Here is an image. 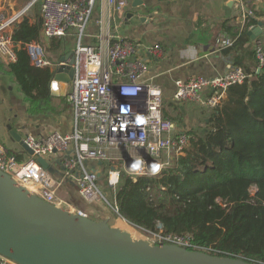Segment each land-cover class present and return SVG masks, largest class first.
<instances>
[{"label":"built area","instance_id":"1","mask_svg":"<svg viewBox=\"0 0 264 264\" xmlns=\"http://www.w3.org/2000/svg\"><path fill=\"white\" fill-rule=\"evenodd\" d=\"M108 1L123 17L129 1ZM95 3L96 0H40L43 36L62 37L69 29L77 32V43L70 55L73 78L66 95L73 108L74 129L69 134L52 131L45 137L25 135L23 141L33 151L28 159L17 160L0 142V169L21 185H32L29 190L43 200L61 206L58 190L65 180L70 179L85 202L110 205L117 213L102 190L101 176H105L106 185L113 194L123 173L133 179L141 175H158L184 154L190 135L180 132L172 121L163 117L161 88L151 80H143L148 68L143 56L162 58L164 51L159 44L145 45L111 34L100 45L81 41ZM27 8L10 16L0 12V58L5 63L13 62L16 48L22 47L27 50L34 66L47 67L49 62L42 45H21L12 38L11 28L24 16ZM249 17V12L242 13V27L251 31L256 24L248 23ZM97 23L101 24L102 19ZM261 29L264 30V24ZM233 41L226 37L219 41L218 47H229ZM254 52L255 71L258 72L264 66V39L256 40ZM251 77L252 73L243 67L231 66L221 75L176 79L173 99L195 101L212 108L224 98L227 86ZM205 91L206 95L202 97ZM54 150L61 155L58 160L62 171L58 177L37 162L38 157H43L49 163L47 158ZM136 159L142 164L133 170L131 165ZM153 165H159L156 171H153ZM76 212L87 216L83 211ZM130 226L150 237L152 244H176L203 250L192 244L188 234H164ZM0 264L17 263L0 255Z\"/></svg>","mask_w":264,"mask_h":264},{"label":"trees","instance_id":"2","mask_svg":"<svg viewBox=\"0 0 264 264\" xmlns=\"http://www.w3.org/2000/svg\"><path fill=\"white\" fill-rule=\"evenodd\" d=\"M41 27V18L30 23L23 17L14 24L12 38L21 45L38 43ZM246 41L245 30L235 45ZM244 53L248 66L239 60L234 66L252 77L226 87L221 102L208 108L204 127L188 132L184 154L175 164L153 176L133 179L123 173L109 201L134 227L188 234L206 252L258 264L264 262V66L255 71L254 47ZM0 70L14 79L28 114L49 110L53 74L34 66L26 49L17 47L16 60L0 63ZM162 115L168 119L164 107Z\"/></svg>","mask_w":264,"mask_h":264},{"label":"crops","instance_id":"3","mask_svg":"<svg viewBox=\"0 0 264 264\" xmlns=\"http://www.w3.org/2000/svg\"><path fill=\"white\" fill-rule=\"evenodd\" d=\"M128 1L129 5L122 17L116 13L114 6L108 0H96L81 41L85 44L100 45L105 42L107 35L111 34L136 40L145 45L159 44L164 51L162 58L143 56L148 65L143 80H151L161 88L162 108L164 107L168 119L176 124L180 132L188 133L202 128H197L196 122L198 118H202L205 125L208 120V108L195 101H175L174 81L186 80L196 75H221L234 66L237 60L243 61V64L248 66L249 62L242 56L243 54L245 56L244 52L248 48L254 47L257 39H264V30L254 33V37L248 34L250 30L245 26L242 27V13L249 12L248 21L253 20L256 26L261 23L262 27L264 0H143L142 4L136 7L131 5L133 0ZM26 7L28 8L23 17H27L30 23L41 18L40 0H0V12L6 16ZM98 19H102L101 24L97 23ZM245 30L250 41L235 45L241 32ZM226 37L234 39L233 44L219 48V41ZM38 43L42 45L45 58L49 62L47 67L54 74L57 68L67 65L63 63V59L67 54L71 55L77 43V32L69 29L62 37H45L41 33ZM231 47H234L232 51L225 52ZM0 63L5 64L1 58ZM60 75L68 78V74L63 71ZM70 83L71 81L68 83L66 95ZM66 95L64 97L52 95L49 110L30 115L27 113V100L14 79L7 72L0 70V125L7 132L5 137L7 140L0 138V142L5 149L13 151L21 159L30 157L11 131L21 139L27 134L45 137L52 131L61 134L71 133L74 129L73 108L67 102ZM205 95L206 91L203 92L202 97ZM190 103L199 104L203 108L200 115L195 116L190 109ZM47 159L50 166L48 172L58 177L62 171L58 160L61 159V155L53 153ZM104 177L101 176L100 183L105 181ZM113 194L111 193V198ZM58 196L63 206L72 211H83L88 217L96 220L108 218L109 223H120L124 220L129 224L118 214H114L113 217L112 213L116 212L112 207L101 202H85L70 179L62 183Z\"/></svg>","mask_w":264,"mask_h":264},{"label":"water","instance_id":"4","mask_svg":"<svg viewBox=\"0 0 264 264\" xmlns=\"http://www.w3.org/2000/svg\"><path fill=\"white\" fill-rule=\"evenodd\" d=\"M142 2L133 0L131 5L136 7ZM261 30L259 23L248 34L254 37ZM71 62L67 54L63 59L67 65L54 72L51 95H66L73 78ZM62 71L68 78L61 77ZM11 133L32 155L23 139ZM37 162L50 169L43 157ZM0 255L17 264H254L229 255L133 238L129 231L110 225L108 218L96 220L43 200L1 169Z\"/></svg>","mask_w":264,"mask_h":264},{"label":"rangeland","instance_id":"5","mask_svg":"<svg viewBox=\"0 0 264 264\" xmlns=\"http://www.w3.org/2000/svg\"><path fill=\"white\" fill-rule=\"evenodd\" d=\"M193 104H195V103H190V109H191V111L195 114V116H197V115H200V111L203 109V108H201L200 106H199V104H195V106H193ZM175 117V119H176V116H174ZM174 123V122H173ZM175 124V123H174ZM176 125V124H175ZM196 127L197 128H199V127H204V121L202 120V118H198V120H197V122H196ZM6 135H7V132H6V130H5V128L4 127H2V125H0V138L2 139V140H7V139H5V137H6ZM101 184H102V190L104 191V192H106L107 193V197H108V199L111 201V190H110V187H108L107 185H106V183H105V181L103 180V182H101ZM27 186H28V188L29 189H31L32 188V185H30L29 186V184H27ZM31 187V188H30ZM109 201V202H110ZM111 203V202H110ZM114 214H116L117 215V213H112V216L113 217H115V215ZM120 219V218H119ZM121 221V220H120ZM110 225H112V226H115V227H119V228H121V229H123V230H127V231H129L130 233H131V235H132V237L133 238H136V239H139V238H142V239H145V240H147L148 242H152V240H151V238L150 237H147L146 235H143L141 232H139V231H136L133 227H131L129 224H127L124 220H122V222H110ZM156 228H158L159 229V226L157 225L156 226Z\"/></svg>","mask_w":264,"mask_h":264},{"label":"clouds","instance_id":"6","mask_svg":"<svg viewBox=\"0 0 264 264\" xmlns=\"http://www.w3.org/2000/svg\"><path fill=\"white\" fill-rule=\"evenodd\" d=\"M142 161L140 159H136L135 162L131 165L133 170L139 169L141 167ZM153 171H156L159 165H153Z\"/></svg>","mask_w":264,"mask_h":264},{"label":"bare ground","instance_id":"7","mask_svg":"<svg viewBox=\"0 0 264 264\" xmlns=\"http://www.w3.org/2000/svg\"><path fill=\"white\" fill-rule=\"evenodd\" d=\"M29 186H30V184H29ZM28 187V186H27ZM31 188V187H30ZM29 189V188H28Z\"/></svg>","mask_w":264,"mask_h":264}]
</instances>
